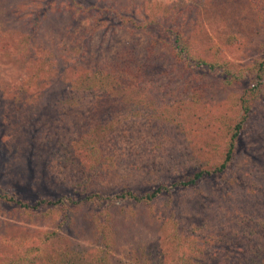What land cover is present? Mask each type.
<instances>
[{"label":"rangeland","instance_id":"1","mask_svg":"<svg viewBox=\"0 0 264 264\" xmlns=\"http://www.w3.org/2000/svg\"><path fill=\"white\" fill-rule=\"evenodd\" d=\"M190 1L0 0V264L38 263L45 253L99 241L114 264H179L190 239L173 241L170 219L200 244L215 241L213 264L264 262V74L257 75L264 62V0ZM78 37L89 38V46L67 47ZM180 42L206 64L182 65L175 53ZM119 54H128L133 86H143L122 103L145 92L156 105L163 102L165 124L172 126L147 130L142 168L113 167L108 174L104 154L92 160L89 144L79 142L91 141L80 122L95 111L86 102L95 104L101 92L67 75ZM216 61L226 62L225 69L207 65ZM113 95L104 98L108 106L117 105ZM244 114L231 162L215 171ZM179 168L187 177L214 171L204 173L198 189H181L173 176ZM149 176L173 179L168 191L139 200L156 188ZM79 177L87 183L70 180ZM241 178L257 188L245 218L215 211L214 218L210 206L225 188L235 195L247 189ZM236 196L233 203L243 204ZM226 225L235 231L231 246L216 236Z\"/></svg>","mask_w":264,"mask_h":264},{"label":"trees","instance_id":"2","mask_svg":"<svg viewBox=\"0 0 264 264\" xmlns=\"http://www.w3.org/2000/svg\"><path fill=\"white\" fill-rule=\"evenodd\" d=\"M192 1V0H191ZM190 1V2H191ZM74 19V18H73ZM72 19V20H73ZM71 18L69 19L68 28L70 27L71 30H73L75 22H73ZM34 26V25H33ZM67 28V29H68ZM75 29V27H74ZM79 34V33H78ZM77 34V35H78ZM159 39V38H158ZM157 39V40H158ZM176 41V40H175ZM82 42H85L86 46L88 47L90 43V39L88 38H82L80 37L75 39V42L68 46H73L75 49H77V45L81 44ZM51 45V44H50ZM53 46L55 45L52 44ZM50 48H53L50 46ZM56 51L57 49L54 48ZM52 50H49L50 52ZM175 53L180 63L184 66H196L200 67L204 64H206V61L200 60L194 56H191L188 52V49L180 42L178 44V47H175ZM191 62L194 63V65H191ZM107 65L101 64L100 66H97V68H84L81 69L79 72H76L74 75L68 74L67 77L71 81L75 80V83L84 84L88 87V89H93L95 91H100L101 93L100 98L95 102V104H92L90 102H86V104L91 107V109H95V111L92 114L85 113L81 119L80 124L82 125V128H80V131L82 133V136L84 137V134H87L91 138H89L91 141H79L82 145L88 143L89 145L86 146V150L91 154L92 160H94L95 157H101L100 155L104 154V169L108 174L112 173V171L119 167L120 170H123L124 168L135 170V167H141L139 159L143 160V157H145V154L147 150L149 149V139L145 138L147 137V130L150 127H154L157 130V133H159V130L164 128V126L171 127L172 125L167 122L165 113L163 109H161V106H163V102L156 105L154 100L152 98H149V96H145V92L140 94L139 96L132 97L128 100L127 104L125 105L122 103L126 100L125 96L129 91L135 90L136 92H140V89H143V86H133L134 78L132 77V71L131 69V63L128 57V54H119L113 56V58L107 62ZM133 65V64H132ZM209 67H224L227 65L226 62H209L207 63ZM249 72H252V66H249ZM86 69V70H85ZM248 73V72H247ZM264 74V62L260 63V65L257 68V75L261 77V75ZM235 76V74H234ZM132 87V89H131ZM258 87V84L253 85L252 88ZM94 92V91H93ZM103 92V93H102ZM113 93L112 96V103L117 105H110L108 106L106 102H109L110 99H104L109 94ZM103 98V101H102ZM200 103V101H196L191 103L193 106H196ZM181 104H179L180 106ZM101 106V107H100ZM108 106V107H107ZM97 107H100L99 110ZM168 110V107L166 111ZM243 110L247 112L249 110V106L246 104L243 105ZM169 111V110H168ZM178 115V114H177ZM123 117V118H122ZM170 119V118H169ZM246 119V115L244 114L239 122L235 123L232 130L231 135V141L229 149L227 150V153L225 155L224 160L215 167V171H223L229 162H231V146L235 143V138L237 134L242 129V124L244 123ZM172 121V119H170ZM129 122V124H125ZM115 124H112L114 123ZM181 123L178 124L180 126ZM115 131L120 132V139L116 138ZM108 137V141L104 142V138L102 137L105 135ZM131 135V139L124 137L126 135ZM144 136V137H142ZM140 137V138H139ZM138 138V139H137ZM84 139V138H82ZM136 139V140H135ZM87 140V139H85ZM93 140H95L93 142ZM129 141V142H128ZM165 151H168V148H166ZM136 156V157H134ZM138 161V162H137ZM120 165V166H117ZM114 167V168H113ZM113 168V170H111ZM142 168V167H141ZM124 171V170H123ZM182 172L179 171L177 173H174L173 176L179 177L178 185H181V189H186L187 187L192 186L194 189L197 186V189L199 187V183L204 182L206 178H204V173L207 174L212 173L214 170L209 171H203L198 170L195 171L192 176L187 177L189 174L188 171L187 175L185 174L184 170L181 169ZM126 173L124 176L123 174ZM131 172H123L121 175L124 181H127L129 177L127 175H130ZM156 176H149L147 179L148 183H156V188L152 192H144L140 197L137 199L141 200H150L152 197L159 195L160 193H163V191H168L169 187L167 186L170 182L171 178H167V182H161L160 179L155 178ZM201 179V180H200ZM71 181L75 182L78 181L76 184L80 185L81 183L85 184L87 183V178L79 177L76 179L70 178ZM242 183L244 186H247V189L237 191L236 195H239V198H241L242 203H239V200H237V203H233L237 198V196L232 193V188L228 187V189L225 188V192L222 194L221 198H217L215 204L211 205V211L212 215L219 214L220 212L227 216L229 214V217L232 218V216L235 217H242L245 218V212H244V206L248 208V205L250 204L251 197L253 195V191L257 188H253L252 186H256V183L254 181H248L247 178H241L238 183ZM243 187V186H242ZM223 189V188H222ZM228 190V191H227ZM262 190V189H261ZM198 194H202V191L198 190ZM262 193V192H261ZM226 194V195H225ZM224 195V196H223ZM262 199H264V195L262 194ZM218 200L220 202L218 203ZM229 207L230 211H229ZM173 208H170V210H173ZM169 210V211H170ZM219 213H215V212ZM229 211V212H227ZM244 214V215H243ZM220 217V215L218 216ZM171 223H173V231H171V238L173 241H181L182 239H190L186 242L189 243L187 246L188 248L185 249L186 252H184L183 257L180 260L179 264H213L214 261L213 258H215V255H217V251H215L216 243L214 240H203L205 244H200L198 241L199 239L190 238L191 236L181 230H177L175 228H178L177 225L178 221L175 222L174 220L170 219L168 220ZM237 221H240L237 220ZM243 220H241L242 222ZM236 222V220H235ZM227 229L222 231L220 234H217V238L220 241L227 242V246H231L233 243L232 240H227L229 236H232L235 231L229 226L226 225ZM237 226L240 227L237 223ZM225 232V235H224ZM48 235L57 236V234L48 233ZM204 235V234H201ZM186 236V237H184ZM168 237V236H167ZM202 237V236H201ZM204 237V236H203ZM202 239V238H201ZM32 247V246H31ZM250 249V248H248ZM240 250V249H236ZM242 252L244 257H249L250 252L247 251H239ZM227 256H231V253H225ZM237 254L234 253V256ZM43 260L40 262H31L30 264H114L111 258L110 249L105 248L103 244L99 241L94 246H81L78 247L76 245L72 246L71 248H64L61 249L59 252H48L42 255ZM235 262H237L235 260ZM260 264H264V262H261Z\"/></svg>","mask_w":264,"mask_h":264}]
</instances>
